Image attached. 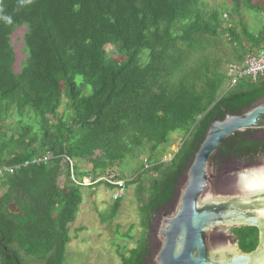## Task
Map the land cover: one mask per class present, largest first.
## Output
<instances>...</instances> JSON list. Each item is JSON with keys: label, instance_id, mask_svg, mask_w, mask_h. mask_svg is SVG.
<instances>
[{"label": "trees", "instance_id": "1", "mask_svg": "<svg viewBox=\"0 0 264 264\" xmlns=\"http://www.w3.org/2000/svg\"><path fill=\"white\" fill-rule=\"evenodd\" d=\"M226 3L209 8L203 0H0V169L19 167L0 178V264H17L12 255L19 264H64L82 202L68 160L79 179L109 174L128 160L141 163L130 180L116 174L137 185L144 229V240L118 256L121 264H147V231L176 204L181 178L210 125L224 119V110L240 115L264 99V76L231 88V78L218 75L206 83L205 100L183 84L171 89L160 82L158 93H146L147 78L172 60L165 48L184 15L191 17L182 27L186 40L224 32L239 47L241 65L247 55L264 54V20L257 33L246 24L252 12L264 19V6ZM31 14L50 54L35 58L29 74L16 78L5 62L6 25ZM174 133H181L180 143L164 162ZM263 133L225 140L213 157L215 167L264 157ZM82 163L92 169L80 172ZM119 207L120 200L110 221ZM232 233L243 253L257 248V229Z\"/></svg>", "mask_w": 264, "mask_h": 264}, {"label": "rangeland", "instance_id": "2", "mask_svg": "<svg viewBox=\"0 0 264 264\" xmlns=\"http://www.w3.org/2000/svg\"><path fill=\"white\" fill-rule=\"evenodd\" d=\"M203 1L209 8H216L218 4L226 3V0ZM254 2L264 6V0H254ZM226 4L229 8L231 7L229 2ZM34 17L32 14L26 15L17 22L6 25L5 62L10 74L16 78H20L22 74H29V70L34 67L35 58H43L50 54L46 41L41 36V31L36 27ZM262 20L264 19L254 12L248 15L246 24L251 33H257L261 29ZM190 22L191 17L184 15L179 17L173 25L170 31L171 40L165 48V52L172 60L163 72L147 78L146 93H158L160 82L168 84L171 89L183 84L192 95L200 96L205 100L207 82L218 75L232 78L236 69L243 65L238 60L241 55L239 47L230 41L224 32L216 37L193 34L189 40H186L182 27L189 25ZM162 27L163 23L160 29ZM29 40L33 44H28ZM260 135L264 137V133ZM171 140L170 145L165 149L164 162L169 161L172 158L171 154L177 151L181 133L172 134ZM140 166L141 163L128 160L115 167L113 172L130 180ZM78 169L84 173L90 171L92 166L82 163L78 165ZM256 174L264 175V157L251 163L230 161L219 169L217 185L220 191L234 192L238 189V179ZM74 175L78 178L76 174ZM79 188L82 202L78 206L75 222L70 225L71 242L67 245L64 264H121L118 254H123L124 249L128 251L136 247L140 240H144V229H142L139 216L140 203L136 195L137 185H126L125 195L120 199L117 217L112 221L109 216L115 203L112 201L113 192L101 184L94 188ZM2 192L4 190H1ZM260 193L264 194V191ZM142 197L145 200L147 194H143ZM160 218L155 217L150 230L147 231L150 243V256L147 264H154L158 249L157 231ZM211 239L218 249L238 248L232 229H217L212 232Z\"/></svg>", "mask_w": 264, "mask_h": 264}, {"label": "water", "instance_id": "3", "mask_svg": "<svg viewBox=\"0 0 264 264\" xmlns=\"http://www.w3.org/2000/svg\"><path fill=\"white\" fill-rule=\"evenodd\" d=\"M223 112L224 119L210 125L181 178L176 204L160 216L154 264H264V184L254 186L264 182V175L241 177L236 191L223 192L213 162L225 140L264 131V99L240 115ZM240 227L258 230L259 244L252 253L213 245V231Z\"/></svg>", "mask_w": 264, "mask_h": 264}, {"label": "built area", "instance_id": "4", "mask_svg": "<svg viewBox=\"0 0 264 264\" xmlns=\"http://www.w3.org/2000/svg\"><path fill=\"white\" fill-rule=\"evenodd\" d=\"M264 76V54L260 55H247L243 60V68L241 70L235 71L230 82V87H234L238 81L248 78L252 82H256L258 79ZM49 158H44V161H48ZM68 160V159H67ZM70 167V179L78 187H87L92 188L97 185H104L107 189L114 190V195L112 196V201H119L124 195L126 190V184L128 180L118 179L117 175L114 172L109 174L92 177L88 175L81 179L76 178L74 175V165L73 162L69 161ZM28 164H24V167H27ZM19 167H3L0 169V178H3L6 175H12L15 170ZM149 166L146 165L145 169H148Z\"/></svg>", "mask_w": 264, "mask_h": 264}, {"label": "bare ground", "instance_id": "5", "mask_svg": "<svg viewBox=\"0 0 264 264\" xmlns=\"http://www.w3.org/2000/svg\"><path fill=\"white\" fill-rule=\"evenodd\" d=\"M171 159H169V161H170ZM168 162V161H167ZM263 184H264V182H261V183H256V184H254V186H263ZM113 192V195H114V190L112 191Z\"/></svg>", "mask_w": 264, "mask_h": 264}, {"label": "crops", "instance_id": "6", "mask_svg": "<svg viewBox=\"0 0 264 264\" xmlns=\"http://www.w3.org/2000/svg\"><path fill=\"white\" fill-rule=\"evenodd\" d=\"M263 24H264V22H263ZM242 68H243V65L240 66L239 68H237L236 70L238 71V70H241Z\"/></svg>", "mask_w": 264, "mask_h": 264}, {"label": "flooded vegetation", "instance_id": "7", "mask_svg": "<svg viewBox=\"0 0 264 264\" xmlns=\"http://www.w3.org/2000/svg\"><path fill=\"white\" fill-rule=\"evenodd\" d=\"M161 215H158V216H156L157 218H159Z\"/></svg>", "mask_w": 264, "mask_h": 264}]
</instances>
